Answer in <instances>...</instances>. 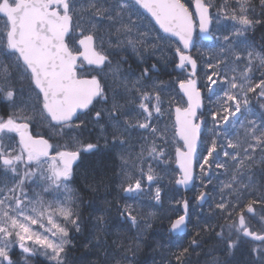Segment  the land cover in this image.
<instances>
[{
    "label": "snow or ice",
    "instance_id": "obj_1",
    "mask_svg": "<svg viewBox=\"0 0 264 264\" xmlns=\"http://www.w3.org/2000/svg\"><path fill=\"white\" fill-rule=\"evenodd\" d=\"M194 180L208 214L164 248L155 221H192L187 199L160 215L162 194ZM149 248L264 264V0H0V264H147Z\"/></svg>",
    "mask_w": 264,
    "mask_h": 264
},
{
    "label": "trees",
    "instance_id": "obj_2",
    "mask_svg": "<svg viewBox=\"0 0 264 264\" xmlns=\"http://www.w3.org/2000/svg\"><path fill=\"white\" fill-rule=\"evenodd\" d=\"M112 190V182L110 183L108 192L106 194L107 199L110 201H115V192L111 193ZM172 197H175L176 200L182 199V190L181 189H176L173 191H165V194L163 195V202H165L166 205H172L173 207H176L177 210L179 211V206L171 204ZM92 197L86 196L85 201L87 203L88 200H90ZM165 213L171 214V211L168 210L167 212H162L160 215H164ZM113 214H115V209H113ZM83 215L85 217V220L88 219L89 216V210L84 209L83 210ZM197 214H196V209L193 208L192 210V217L191 221L192 223L189 226V230L186 233V235L182 237H173L168 233L167 227H168V220L167 219H162L155 221L153 224V231L157 233L158 235L156 236V239L164 246V248L169 247V241L172 240H178L179 245L187 246L189 242L194 238V234L196 231L195 224L197 222ZM74 244H76V247H74L70 253L71 258H78L84 251L85 249L81 247L83 241L77 238V240L73 241ZM208 246L205 245V248ZM161 249H145L141 253L138 254L137 259L146 261L147 264H160V255L159 252ZM241 256H237V259H241ZM247 257L244 256L243 259H246ZM193 264H204L205 256H204V250L203 249H197L196 254L192 256ZM38 264H42L43 260L42 259H37L36 260Z\"/></svg>",
    "mask_w": 264,
    "mask_h": 264
},
{
    "label": "rangeland",
    "instance_id": "obj_3",
    "mask_svg": "<svg viewBox=\"0 0 264 264\" xmlns=\"http://www.w3.org/2000/svg\"><path fill=\"white\" fill-rule=\"evenodd\" d=\"M198 48H202V49H205V50H207V44H202V43H200L199 45H198ZM130 63V62H129ZM132 68L134 69V70H136V71H139V69L137 68V66L136 65H133L132 66ZM162 70H163V72L164 73H166L165 75H160L158 72H155L153 75H154V78H158L159 80H163V78H170V77H172V76H174L175 74H171L170 75V73H172V68H171V66H164V67H160ZM168 81H170V80H164V82H168ZM136 135L137 134H133V140H135V138H136ZM100 158V156H99V154L97 155V157H94L93 159H99ZM113 181L114 182H112V190H111V193H113V192H115V201H116V203H120V204H122V203H125V201L123 200V199H121L125 194L120 190V188H119V180L117 179V178H113ZM193 190H195L196 191V193H198L199 191H200V182H199V180H197V185H196V187L193 189ZM166 191V190H165ZM194 192V191H193ZM107 194V193H106ZM105 194V195H106ZM164 194H162V196H163ZM106 198H107V196H106ZM142 199H143V197H142ZM128 203H131V201H127ZM164 203V208H163V211L164 212H167L168 210H170V205H166L165 204V202H163ZM172 206V205H171ZM173 207V206H172ZM203 207H206V208H203ZM203 207H200L196 202H195V204H194V208L196 209V214H197V219L198 220H200V219H203L204 218V216H206L207 214H208V211H209V206H208V204H205ZM162 211V212H163ZM161 212V213H162ZM181 211L179 210L178 211V214L180 213ZM160 213V214H161ZM169 226V225H168ZM167 229H168V227H167ZM39 259H42L43 261H44V258L43 257H40ZM33 264H38V263H36V260L35 261H33Z\"/></svg>",
    "mask_w": 264,
    "mask_h": 264
},
{
    "label": "water",
    "instance_id": "obj_4",
    "mask_svg": "<svg viewBox=\"0 0 264 264\" xmlns=\"http://www.w3.org/2000/svg\"><path fill=\"white\" fill-rule=\"evenodd\" d=\"M194 182H195V180L193 181L192 184H190L189 186H187V188H183V187H181V188L183 189L184 193H185V195H184V199H187V200H188V197H187L186 193H187L188 190H190V189L192 188ZM188 201H189V200H188ZM188 212H189V215H190V203H189V209H188ZM187 230H188V229H187ZM171 234H172L173 236H177V235H184L185 233H180V234H173V233H171Z\"/></svg>",
    "mask_w": 264,
    "mask_h": 264
}]
</instances>
